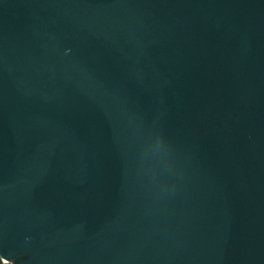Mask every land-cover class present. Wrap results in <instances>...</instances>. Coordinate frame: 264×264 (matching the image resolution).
<instances>
[{"label": "water", "instance_id": "1", "mask_svg": "<svg viewBox=\"0 0 264 264\" xmlns=\"http://www.w3.org/2000/svg\"><path fill=\"white\" fill-rule=\"evenodd\" d=\"M0 264H264V0H0Z\"/></svg>", "mask_w": 264, "mask_h": 264}]
</instances>
